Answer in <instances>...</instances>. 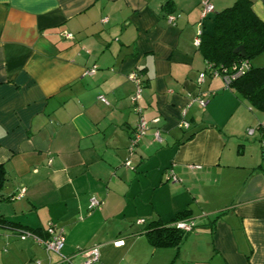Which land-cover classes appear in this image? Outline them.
I'll return each mask as SVG.
<instances>
[{"label": "crops", "instance_id": "0c3cea01", "mask_svg": "<svg viewBox=\"0 0 264 264\" xmlns=\"http://www.w3.org/2000/svg\"><path fill=\"white\" fill-rule=\"evenodd\" d=\"M200 1L0 0V264H64L8 226L46 238L49 223L72 264L93 246L91 264H264V112L222 77L197 82L194 37L236 0L203 17ZM249 1L264 22V0ZM132 71L148 129L130 153ZM181 211L195 228L151 245L144 227Z\"/></svg>", "mask_w": 264, "mask_h": 264}, {"label": "trees", "instance_id": "16d2710c", "mask_svg": "<svg viewBox=\"0 0 264 264\" xmlns=\"http://www.w3.org/2000/svg\"><path fill=\"white\" fill-rule=\"evenodd\" d=\"M239 45L244 47V56L233 52ZM198 47L206 62L205 69L201 72L212 76L213 71H216L222 78L232 76L226 87L237 92L252 108L264 112V66L251 64L256 56L264 53V22L252 11L249 0H236L231 6L217 12L214 15L213 31L201 32ZM243 61L248 63V68L243 73L234 75ZM187 218L189 219L187 211H181L168 222L148 223L144 227V233L154 247L177 246L187 233L177 229L173 222ZM8 226L12 233L23 229Z\"/></svg>", "mask_w": 264, "mask_h": 264}, {"label": "built area", "instance_id": "2783aa9c", "mask_svg": "<svg viewBox=\"0 0 264 264\" xmlns=\"http://www.w3.org/2000/svg\"><path fill=\"white\" fill-rule=\"evenodd\" d=\"M200 7H201V16L202 17L206 16L208 13L213 11L212 4L210 3L209 0H201L200 1ZM174 18L175 17L173 15L167 16L168 22H172L174 20ZM200 35H201V31H198L196 33V36L194 37V40H193L194 45L197 47L200 45ZM63 36L67 37V38L72 37V35L70 33H66V32L63 33ZM247 68H248V63L246 61H243L237 69L235 68L236 71H235L234 75H239L240 73H243ZM95 70H96L95 67H93L92 69L87 70L85 73L86 74H92L93 72H95ZM212 76L213 77L218 76V72L213 71ZM204 77H205V72H199L197 82L201 83L203 81ZM231 77L226 75V76H224V78H222L224 80L225 86L228 85ZM128 79L131 80L134 84V91L130 95V102L132 104L133 110L137 113V121L135 124V128L133 130L131 139H130V144L128 146V150L131 153L133 151L134 147L139 143V141L145 135V133L148 129V123L144 119V117L142 116L141 107L138 103L139 98L142 95V89H143L141 77L137 71H132L131 73L128 74ZM100 99H101V101L106 102L105 98L103 96H100ZM198 102L200 103V105H204V100L202 98L198 99ZM184 115H185V110H182V112H181L182 119L180 120L179 126L182 128H188V122L184 119ZM152 122L157 123L158 118H154L152 120ZM252 133H253V129H248V134H252ZM154 138H155V140H158V141L161 140L160 130L158 128L154 132ZM124 165L126 167L131 168L129 160H125ZM188 167L199 168L200 165L199 164H190ZM165 179L170 180V181H177L176 176L173 174V172L171 170H169L165 174ZM99 205H100L99 201H97L95 198L90 199V201H89V207L90 208H94V207H97ZM139 222H142V220H139ZM173 225L177 229L183 231L184 233H189L190 231H192L195 228L193 221L190 219L177 220V221L173 222ZM13 232L15 234H17V236L20 238H26V237L32 238L35 242H37L43 246V248L45 249L47 254H49V253L59 254L62 258L61 262H63L64 264H72L71 256H66L63 254L61 255V250L64 246V237H63L62 231L60 229H58L54 224L49 223L47 225V227H46L47 237L46 238H41V237L37 236L34 232H31L30 230H25V229H18V230H15ZM113 243L115 245H120L122 243V241L116 240ZM80 253L84 257V261L82 264H91V263L98 260L99 253H98V247L97 246H93L91 248L83 249Z\"/></svg>", "mask_w": 264, "mask_h": 264}, {"label": "water", "instance_id": "95a60500", "mask_svg": "<svg viewBox=\"0 0 264 264\" xmlns=\"http://www.w3.org/2000/svg\"><path fill=\"white\" fill-rule=\"evenodd\" d=\"M234 53H238L241 56H244V47L243 45H239L236 48L233 49Z\"/></svg>", "mask_w": 264, "mask_h": 264}, {"label": "rangeland", "instance_id": "374dc122", "mask_svg": "<svg viewBox=\"0 0 264 264\" xmlns=\"http://www.w3.org/2000/svg\"><path fill=\"white\" fill-rule=\"evenodd\" d=\"M261 55H258V56H256L252 61H251V64H253L254 66H256V65H261V64H256V63H258V61L260 60V57ZM259 58V59H258ZM260 67V66H259Z\"/></svg>", "mask_w": 264, "mask_h": 264}]
</instances>
